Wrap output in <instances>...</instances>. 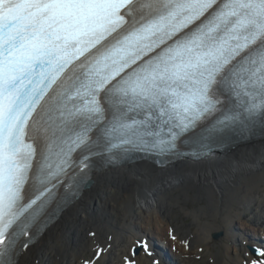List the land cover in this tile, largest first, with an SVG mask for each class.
Returning <instances> with one entry per match:
<instances>
[{"label": "snow or ice", "instance_id": "6c2138e0", "mask_svg": "<svg viewBox=\"0 0 264 264\" xmlns=\"http://www.w3.org/2000/svg\"><path fill=\"white\" fill-rule=\"evenodd\" d=\"M257 122L264 0H0V264H20L93 157L163 155L190 132L210 151Z\"/></svg>", "mask_w": 264, "mask_h": 264}, {"label": "bare ground", "instance_id": "6f19581e", "mask_svg": "<svg viewBox=\"0 0 264 264\" xmlns=\"http://www.w3.org/2000/svg\"><path fill=\"white\" fill-rule=\"evenodd\" d=\"M89 173L92 185L58 214L30 251L21 253L20 264H83L97 245L105 249L98 264L111 254L115 264H124L125 256L134 264H157L142 246L153 233L177 264H193L214 236L223 239L207 264H243L255 255L237 241L255 245L256 237L247 231L264 236V198L257 199L264 192V137L198 160L182 158L164 166L142 160ZM253 203L260 204L261 215L255 214L249 227L240 220L233 233L239 208ZM184 205L193 222L181 233L167 221Z\"/></svg>", "mask_w": 264, "mask_h": 264}, {"label": "rangeland", "instance_id": "374dc122", "mask_svg": "<svg viewBox=\"0 0 264 264\" xmlns=\"http://www.w3.org/2000/svg\"><path fill=\"white\" fill-rule=\"evenodd\" d=\"M264 198V192H260L257 195V199H262ZM189 210H192V204L189 205ZM183 210L180 211L177 210L173 215H171V217L169 218V220L167 222H170V224L172 226H174L176 228V230L178 232L181 233H185V231L190 230L189 229V224H191L193 222L192 217L190 216H186L184 214V211L186 210V206H183ZM240 217L239 220L238 218H234V224L237 227H240V220H243L246 222V225L248 224V227L253 223V219H255V214L257 215H261V206L258 203L257 205L254 206V203L252 204L251 207H240ZM236 211V210H235ZM166 221V220H165ZM248 221V223H247ZM191 229H194V227H191ZM247 230H250L249 228H247ZM251 230H252V226H251ZM219 233V232H218ZM221 239H223V237H219L218 239L212 237V241L209 245V248H204L202 247V251L200 252V254L198 256H196V259H194V263L193 264H207V263H212L210 260V256L211 254H215L217 253V251L220 249V242L222 241ZM187 247H190L189 245H187ZM186 247V248H187ZM201 250V249H200ZM199 250V251H200ZM88 255V254H87ZM115 256H113L112 254L109 255L108 259L106 260L105 264H115L116 263V259L114 258ZM207 262V263H206Z\"/></svg>", "mask_w": 264, "mask_h": 264}, {"label": "water", "instance_id": "95a60500", "mask_svg": "<svg viewBox=\"0 0 264 264\" xmlns=\"http://www.w3.org/2000/svg\"><path fill=\"white\" fill-rule=\"evenodd\" d=\"M92 185V182L87 184L86 187L89 188ZM219 236H214V238L218 239ZM136 252H138V250H136Z\"/></svg>", "mask_w": 264, "mask_h": 264}]
</instances>
